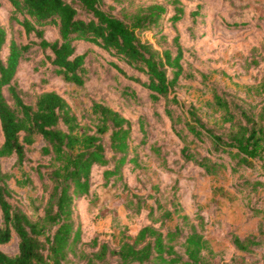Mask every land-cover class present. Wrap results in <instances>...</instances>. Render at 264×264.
Segmentation results:
<instances>
[{
    "label": "trees",
    "instance_id": "obj_1",
    "mask_svg": "<svg viewBox=\"0 0 264 264\" xmlns=\"http://www.w3.org/2000/svg\"><path fill=\"white\" fill-rule=\"evenodd\" d=\"M9 1L10 18L24 27L29 40H8L7 28L0 22V125L4 137L0 157L14 155L16 164L21 166L29 159L27 146L41 137L44 144L40 150L49 162L31 167L38 172L48 194L41 202L42 214L32 219L12 200L11 174L0 163V244L9 242L14 235L18 238L16 253L0 249V264H68L71 254L78 256V264H211V239L204 232V217L200 215L194 221L182 212L178 202H174V208H163L160 217L154 215L155 207L150 206L152 222L134 235L121 230L115 245L109 240L100 242L95 236L94 249L79 248L81 228L74 216L76 197L91 193L94 166L103 167L107 184L111 179H121L128 163L140 165L137 147L145 143V134L135 143L133 120L102 100L92 102L89 122L85 124L67 98L56 89L43 88L45 84L34 101H29L18 88L16 73L29 49L37 45L44 51L39 65L46 78L57 76L66 83L84 86L93 69L88 50L79 51L78 44L85 41L100 46L110 53V63L126 79L148 88L152 100H165L164 112L186 142L181 149L184 161L194 162L208 174L218 173L229 162L234 171L256 167L255 160L264 166V104L256 112L253 106L248 108L230 99L226 91L213 87L209 104L220 112L223 131L210 124L194 104L175 112L179 108L173 104L183 107L176 86L193 74L185 66L186 48L180 33L173 36L175 47L157 44L166 37L160 24L168 5L173 9L168 19L173 23L183 19L186 7L182 0L140 4L125 18L112 10L113 4L105 7V0ZM199 7L190 10L193 19L200 13ZM51 26L58 27L59 37H46L45 31ZM147 31L157 36V44L143 38ZM117 61L125 62L146 78L129 74L126 65ZM200 74L206 82L208 74ZM259 86L264 87V82ZM137 122L145 132L143 117ZM189 142L204 145L206 153L192 149ZM23 173L16 177V183L33 184L28 172ZM262 184L258 178H244L239 187L253 192ZM261 199L263 206L253 205L252 210L263 212L264 195ZM147 205L145 200H138L133 210L141 211ZM175 213L181 221L166 227V221L173 219ZM232 243L239 251L255 253L264 246V225L256 233L233 234Z\"/></svg>",
    "mask_w": 264,
    "mask_h": 264
},
{
    "label": "rangeland",
    "instance_id": "obj_2",
    "mask_svg": "<svg viewBox=\"0 0 264 264\" xmlns=\"http://www.w3.org/2000/svg\"><path fill=\"white\" fill-rule=\"evenodd\" d=\"M152 2L165 0H105V7L113 4L112 10L125 18L138 5ZM182 3L186 7L185 15L175 23L168 19L173 13L172 6L168 5L160 24L166 37L160 38L159 44L157 36L151 31L145 32L143 38H149L158 47H175L173 36L180 33V40L186 48L185 66L193 75L182 78L176 86L175 92L183 107L173 104L179 108L175 112L180 113L194 104L210 124L223 131L220 112L209 104L213 87L226 91L230 99L248 108L253 106L256 112L264 104V87L259 86L264 82V0H182ZM197 7L200 13L193 19L190 10ZM11 8L9 0H0V22L7 28L8 40L14 38L18 43L26 42L29 36L21 24L10 18ZM45 35L49 39L59 37L58 27L47 28ZM78 48L79 51L88 50L93 69L84 86L66 83L57 76L49 75L46 78L39 65V60L44 56L43 49L37 45L29 49L16 73L18 88L27 100L34 101L41 85L45 84L43 88L56 89L67 98L82 124L89 122L92 102L102 100L133 120L135 143L145 134V143L137 147L140 165L134 167L133 163H128L123 168L121 179H111L107 184L104 183L103 167L94 166L91 193L76 197L74 216L81 228L79 248L94 249L92 239L95 236L100 242L109 240L115 245L121 230L134 235L140 227L152 222L148 214L150 206L155 207L154 215L160 217L163 208H174V202H178L182 212L189 214L194 221L200 215L204 217V232L211 239V264H263L264 246L255 253H247L235 249L232 243L233 234L256 233L264 225V210L251 209L253 205L263 206L262 161L255 160L256 167L240 171L232 170L229 162L216 174H208L192 161L185 162L181 149L186 142L165 114V100H152L148 88L126 79L110 63L113 58L110 53L100 46L81 41ZM117 62L126 65L123 61ZM126 67L129 74L137 73L146 78L130 66ZM200 71L208 74L206 82H203ZM250 85L255 87L250 89ZM7 95L11 97L8 92ZM140 116L143 117L145 132L137 122ZM3 139L0 125V143ZM43 144L44 140L38 137L32 145L27 146L29 159L21 166L16 164L14 155L0 157L2 169L11 174L12 200L20 204L34 220L42 214L41 202L48 194L38 172L31 167L39 162H49V157L41 153ZM189 144L201 153L207 151L198 142ZM224 158L229 160L227 155ZM25 171L32 177L33 184L16 183V177L23 176ZM244 178H258L263 184L253 192L241 189L239 184ZM138 200H145L148 205L137 212L133 208ZM177 221H181V218L175 213L165 226H174ZM0 249L10 254L16 253L17 236L0 244ZM78 263V256L71 254L68 264Z\"/></svg>",
    "mask_w": 264,
    "mask_h": 264
}]
</instances>
